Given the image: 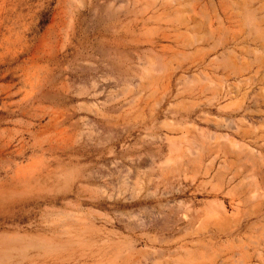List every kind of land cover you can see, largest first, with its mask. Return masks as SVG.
Here are the masks:
<instances>
[{
  "label": "rangeland",
  "instance_id": "obj_1",
  "mask_svg": "<svg viewBox=\"0 0 264 264\" xmlns=\"http://www.w3.org/2000/svg\"><path fill=\"white\" fill-rule=\"evenodd\" d=\"M0 264H264V0H0Z\"/></svg>",
  "mask_w": 264,
  "mask_h": 264
}]
</instances>
